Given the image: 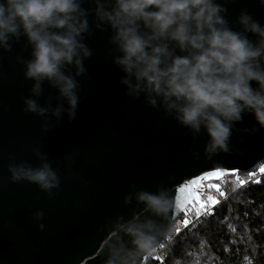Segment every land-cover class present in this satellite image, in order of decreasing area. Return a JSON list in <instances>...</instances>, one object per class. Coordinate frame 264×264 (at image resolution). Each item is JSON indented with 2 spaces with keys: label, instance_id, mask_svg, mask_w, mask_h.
Returning <instances> with one entry per match:
<instances>
[{
  "label": "clouds",
  "instance_id": "clouds-1",
  "mask_svg": "<svg viewBox=\"0 0 264 264\" xmlns=\"http://www.w3.org/2000/svg\"><path fill=\"white\" fill-rule=\"evenodd\" d=\"M230 2L0 0V52H11L22 37V47L30 48L28 58L15 56L24 79L32 81L30 95L21 98L23 111L40 117L47 133L63 114L69 122L75 119L81 99L78 78L87 75L83 61L92 54L85 43L86 36L93 35L91 16L95 29H110L108 52L123 73L119 83L124 95L133 100L143 96L147 105L174 119L193 139L206 136L204 154L211 157L229 152L233 132L255 135L264 129V23L246 7L230 21ZM256 3L264 8V0ZM45 81L58 92L55 106L51 98L44 105L37 102ZM249 114L257 126L236 127ZM33 155L40 162L35 167L17 163L9 154L8 179L35 184L51 197L53 190H60L58 169L51 167L46 153L33 149ZM193 155L199 156L195 151ZM132 201L138 209H129L127 218L116 215L103 226L110 233L102 244L103 264H141V258L151 256L171 234V225L163 221L177 205L168 187L157 185L150 192L129 184L123 204ZM44 215L37 210L33 218L39 222ZM43 228L37 223L38 230Z\"/></svg>",
  "mask_w": 264,
  "mask_h": 264
},
{
  "label": "water",
  "instance_id": "water-1",
  "mask_svg": "<svg viewBox=\"0 0 264 264\" xmlns=\"http://www.w3.org/2000/svg\"><path fill=\"white\" fill-rule=\"evenodd\" d=\"M226 7L230 21L246 7L264 23V8L256 0H232ZM89 22L93 35L86 36L85 43L92 54L83 61L87 75L78 78L81 99L75 119L69 122L63 114L47 133L40 117L23 111L21 98L30 95L32 81L24 79L15 56L28 58L30 48L22 47V37L11 52H0V264H103L102 244L110 237L103 230L105 222L116 215L127 218L129 209L139 208L135 201L123 204L129 184L150 192L157 185L168 187L176 205L180 198V206L163 221L172 225L193 201L206 172L249 170L264 161V129L255 135L233 132L229 152L208 157L206 136L193 139L174 119L147 105L143 96H125L119 83L123 73L108 52L110 29H95L91 16ZM57 95L45 81L37 102L44 105L51 98L55 106ZM49 120L55 118L49 114ZM254 126L250 114L236 125ZM33 149L46 153L51 167L58 169L60 190H53L51 197L35 184L8 179L9 154L17 163L35 167L40 162ZM185 185L189 187L182 195L179 190ZM37 210L45 213L39 222L33 218ZM37 223L44 228L38 230Z\"/></svg>",
  "mask_w": 264,
  "mask_h": 264
},
{
  "label": "trees",
  "instance_id": "trees-1",
  "mask_svg": "<svg viewBox=\"0 0 264 264\" xmlns=\"http://www.w3.org/2000/svg\"><path fill=\"white\" fill-rule=\"evenodd\" d=\"M143 264H264V173L224 171L196 186L170 236Z\"/></svg>",
  "mask_w": 264,
  "mask_h": 264
},
{
  "label": "rangeland",
  "instance_id": "rangeland-1",
  "mask_svg": "<svg viewBox=\"0 0 264 264\" xmlns=\"http://www.w3.org/2000/svg\"><path fill=\"white\" fill-rule=\"evenodd\" d=\"M256 167H259L260 169H261V167H264V161L263 162H261V163H259V164H257L256 165ZM224 171H228V170H221V169H217V170H213V171H209V172H206L205 174H204V176L206 175V174H208V173H219V174H222ZM203 176V177H204ZM213 178H215V176L214 177H212L211 179H202L199 183L201 184H203V183H207L208 181H210V180H212ZM197 184V188L199 187V185L200 184ZM206 195H207V197H204L205 199H208L207 201L208 202H214V194H212L209 190H206Z\"/></svg>",
  "mask_w": 264,
  "mask_h": 264
},
{
  "label": "snow or ice",
  "instance_id": "snow-or-ice-1",
  "mask_svg": "<svg viewBox=\"0 0 264 264\" xmlns=\"http://www.w3.org/2000/svg\"><path fill=\"white\" fill-rule=\"evenodd\" d=\"M260 171L262 173H264V167H261ZM219 175H220L219 173H208L204 177H201L200 179H211L214 176L215 177H219ZM197 182L198 181H191L190 183H193L194 184V183H197ZM188 187H189V185H185L184 187H181L180 190H179L180 193L183 195L187 191ZM196 199L198 200L199 197H196ZM180 203H181V200H180V198H178V203H177V206L178 207L180 206Z\"/></svg>",
  "mask_w": 264,
  "mask_h": 264
}]
</instances>
